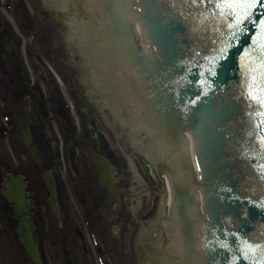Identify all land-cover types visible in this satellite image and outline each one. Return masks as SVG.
<instances>
[{"label":"flooded vegetation","instance_id":"flooded-vegetation-1","mask_svg":"<svg viewBox=\"0 0 264 264\" xmlns=\"http://www.w3.org/2000/svg\"><path fill=\"white\" fill-rule=\"evenodd\" d=\"M69 1L71 10L56 0H0V264H35L2 195L12 176L27 183L26 215L44 264H137L158 226L148 219L158 214L164 186L155 184L158 175L144 178L131 165L127 173L125 150L102 136L103 112L93 105L103 92L71 36V21L91 15ZM21 111L37 159L22 140ZM144 182L141 193L132 190Z\"/></svg>","mask_w":264,"mask_h":264},{"label":"water","instance_id":"water-1","mask_svg":"<svg viewBox=\"0 0 264 264\" xmlns=\"http://www.w3.org/2000/svg\"><path fill=\"white\" fill-rule=\"evenodd\" d=\"M101 2L114 25L124 29L128 48L124 55H135L133 61L139 62L135 37L140 35L146 57L160 63L153 64L152 70L140 66V71L158 131L152 133V143L161 140V151L166 149L175 157L176 168L168 167L175 171L176 192L178 181L186 176L182 168L185 162L176 158L186 153V143L194 154L198 183L193 189L205 215L191 216L197 232L196 252L191 253L193 245L187 251L188 237L181 229L169 234L168 249L181 256L186 253L187 264H264V106L249 98L253 82L256 88L252 94H259L264 83L259 52L253 45L259 22L264 20V4L258 3L240 31L229 27L231 17L217 14L212 0L198 4L191 0H144L139 9L133 6L135 0ZM225 47L226 57L213 63ZM245 53H250V59H241ZM183 70L193 80L184 98L179 95L180 102L176 101L184 113H172L167 94H161L156 81L171 88L170 97L181 94L183 89L180 92L176 86L182 84ZM222 103H233L243 115L233 107L214 108ZM180 122L186 134L178 142ZM25 137L30 139L28 129ZM164 159L167 161L168 155ZM184 215L188 220L187 213ZM21 238L39 261L36 247L28 242L32 232L27 221ZM165 263L178 261L169 258Z\"/></svg>","mask_w":264,"mask_h":264},{"label":"bare ground","instance_id":"bare-ground-1","mask_svg":"<svg viewBox=\"0 0 264 264\" xmlns=\"http://www.w3.org/2000/svg\"><path fill=\"white\" fill-rule=\"evenodd\" d=\"M92 1L95 4V9L100 12V18L97 23L101 28L103 40L98 44L94 43L92 39L94 31H92L93 26L91 23L89 21L78 22L77 18L75 20L79 24L74 20L71 21L73 24L71 36L78 37L80 46L89 56L94 73L93 81L95 86L101 89L104 88L109 96L112 94L118 96L117 98L127 108L134 111L131 114L140 119V125L150 127V129L139 127L138 130L141 133L144 132V135L148 137L151 150L150 146L143 144L147 143L144 139L141 140V144L138 142L139 145L141 147L144 146L147 153H153L155 148L162 153L161 140L152 143V133H158V131L140 71V65L137 61H133L135 55H124L128 50L124 29L114 25L101 0ZM56 2L59 6H64L66 9L71 6L68 0H56ZM114 80H117L118 88H116ZM107 104L112 103L108 102ZM114 108L116 110L120 109L116 105H114ZM124 125L128 129L129 134L132 135L133 131L128 128L126 123ZM134 142L137 141L134 140ZM165 172L166 184L169 188L168 208L172 210L175 217L178 213V203L174 195V190L176 191L174 182L175 171L168 169ZM175 224L176 226L179 225L177 220H175ZM180 229L181 226L178 229L176 228V231Z\"/></svg>","mask_w":264,"mask_h":264},{"label":"snow or ice","instance_id":"snow-or-ice-1","mask_svg":"<svg viewBox=\"0 0 264 264\" xmlns=\"http://www.w3.org/2000/svg\"><path fill=\"white\" fill-rule=\"evenodd\" d=\"M203 0H191V3L198 4ZM217 14L221 16H228L232 18V23L229 27L235 30L243 31L242 25L251 19L253 10L259 4H264V0H212ZM253 45L257 47L259 52V62L261 70V80L264 81V20L259 22V33L256 39L253 40ZM227 54V47L221 48L218 55L214 58L213 63L220 59H224ZM242 60L250 59V53H245V56L241 57ZM211 75H215L214 71H210ZM256 88L255 82L250 86V99L254 100L257 104L264 106V83H261L259 87V94H252V89ZM264 124V119H262ZM264 142V137H262ZM264 168V166H262ZM264 174V172H262Z\"/></svg>","mask_w":264,"mask_h":264},{"label":"rangeland","instance_id":"rangeland-1","mask_svg":"<svg viewBox=\"0 0 264 264\" xmlns=\"http://www.w3.org/2000/svg\"><path fill=\"white\" fill-rule=\"evenodd\" d=\"M95 109H97V108L95 107ZM106 116H109L111 118V120L116 123L114 128L116 129L117 132L113 131L110 128L111 126L109 125L110 126L109 127L107 123H103L104 129L107 130L108 134L110 135L109 137L111 140L110 139L109 140L112 141L113 143L117 144V145L121 142L124 147H127L128 158H130V159H136L137 158L138 160L141 159L142 162L147 161L146 162L147 164L154 167V164L152 162H150L148 159H146L144 157L141 158L140 155L138 154L137 149L134 147V145H132V144H134V140H135L134 139V135H135L134 131L132 130L133 133H132V135H130L129 132L127 131L128 129H126V131L124 132V129L122 130V128L120 127V124H118V123H122L123 119L120 117H117L115 114L113 117L112 113L109 110H107ZM135 126L137 128L143 127L142 125H140V120L136 121ZM124 133L126 134V136L124 135ZM144 134L145 133L143 132V134H140V135H142V137H145ZM132 136H133V138H132ZM149 146H151V145H149ZM139 157H140V159H139ZM175 220L176 219L174 217V213L172 212V210H169V211L164 213L163 223H164V226L167 228L169 234L172 232H175L176 228L178 227V225L176 226V224H175ZM160 255L161 254L158 252L154 253L153 259L156 261V262L154 261L155 263L150 261L149 259H147L148 256H146V258H145L146 260H144L142 263L143 264H160V263H158V259L163 260V257H160Z\"/></svg>","mask_w":264,"mask_h":264}]
</instances>
